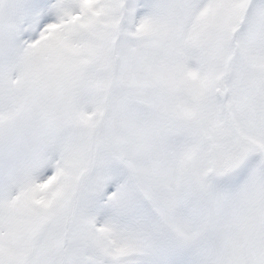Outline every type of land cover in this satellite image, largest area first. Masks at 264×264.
Segmentation results:
<instances>
[{
  "label": "snow or ice",
  "instance_id": "snow-or-ice-1",
  "mask_svg": "<svg viewBox=\"0 0 264 264\" xmlns=\"http://www.w3.org/2000/svg\"><path fill=\"white\" fill-rule=\"evenodd\" d=\"M0 264H264V0H0Z\"/></svg>",
  "mask_w": 264,
  "mask_h": 264
}]
</instances>
